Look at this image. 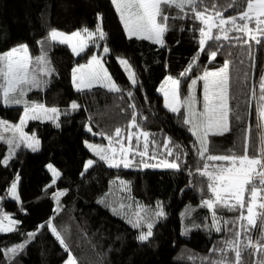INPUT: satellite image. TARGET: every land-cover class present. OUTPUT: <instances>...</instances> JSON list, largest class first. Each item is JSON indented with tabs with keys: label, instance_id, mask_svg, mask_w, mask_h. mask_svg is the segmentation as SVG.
Masks as SVG:
<instances>
[{
	"label": "trees",
	"instance_id": "16d2710c",
	"mask_svg": "<svg viewBox=\"0 0 264 264\" xmlns=\"http://www.w3.org/2000/svg\"><path fill=\"white\" fill-rule=\"evenodd\" d=\"M213 4L225 18L238 16L246 9L245 0H205L204 6L211 10ZM177 13L175 8L169 10L162 46L149 39L129 38L112 0H0V54L24 43L35 58L41 55L39 42L45 41L51 30L95 29L98 17L103 18L106 33L103 40L93 37L80 55H75L65 44L48 41L44 45L54 71L43 78L39 89L28 91L25 99L58 107L61 115L57 120H30L25 131L35 134L40 148L33 151L26 141L18 140L20 146L7 165L2 161L9 155V145L0 141V211L19 222L16 230L0 233V264H63L69 254L77 264H208L209 260L220 258L221 254L212 251L213 248L224 247L222 241L232 238L228 229L239 230L231 224L224 227L223 221L234 220L239 211L217 207L222 231L212 227V210L202 206V201L213 194L207 189V179L197 172L205 160L197 153L196 136L189 124L184 123L187 109L181 107L180 112L173 113L165 107L164 90L160 86L167 76L180 79L183 100L190 95L192 80L202 86L204 81L200 77L205 71L229 62L228 128L210 135L205 156L240 155L245 147L249 156H258L264 133L257 119L259 82L264 75V37L260 44L251 40L244 44L234 39L241 33L229 32V39L224 40L218 29L213 28V35L220 34L221 40L207 41L201 51L198 29L203 25L192 19L193 14L187 8L180 14L181 18L173 19ZM104 47L109 49L108 53H104ZM212 51L217 52L214 59L210 56ZM96 53L102 55L121 91L104 86L79 91L75 88L73 69ZM121 58L128 60L134 70L135 83L120 63ZM194 59L192 70L181 76ZM72 102L79 107L71 109ZM23 111V105L0 104V120L18 124ZM134 114L138 127L130 128ZM116 128L122 130L120 138L115 137ZM140 132L149 133V139L147 155L135 156L138 165H142L141 160L143 163H147L144 159L152 160L153 155L156 162H171L174 156H168L164 148L170 140L174 153L177 152L174 146H180V167H111L86 146L87 140L94 141L109 153L110 143L133 133L131 143L135 147ZM0 133L6 138L13 135L2 128ZM107 137L113 140L110 142ZM124 143L128 144L127 140ZM143 145L144 138L140 136V151ZM90 158L96 162L84 170ZM48 163L61 173L54 185ZM17 177L19 200L11 198L9 193ZM116 178L126 181L127 192L120 189L118 181L120 185L116 184V190L106 200ZM60 191L65 195L57 205L54 193ZM158 204L163 206L162 217L152 215ZM189 209L190 214L185 216ZM137 212L151 217L153 222V235L148 241L138 239L141 232L147 231L146 224L136 228L129 222L136 219ZM49 221L61 233L68 251L49 228L41 227ZM254 232L253 229L250 234L253 236ZM29 233L35 236L30 237ZM241 242V264L264 261V253L244 248L245 238ZM18 244L25 247L10 259L6 250ZM227 257L233 261L235 253L228 251Z\"/></svg>",
	"mask_w": 264,
	"mask_h": 264
},
{
	"label": "snow or ice",
	"instance_id": "6c2138e0",
	"mask_svg": "<svg viewBox=\"0 0 264 264\" xmlns=\"http://www.w3.org/2000/svg\"><path fill=\"white\" fill-rule=\"evenodd\" d=\"M246 9L242 10L238 16H231L225 18L222 11L217 9L216 5L209 7L204 6L205 0H112V4L115 5L116 11L119 14V18L123 24V27L128 34L129 38L135 36L140 39L153 40L154 43L163 46V35L168 30L167 21L169 20V10L175 8L178 10L177 16L172 17L181 18V13L185 12V8L190 10L193 14L192 19L200 21L203 25L198 29L200 39V50L203 51L205 44L209 40H221V35H213V28L218 29L219 33L223 35L224 40L229 39V32L235 31L242 35L234 37L236 40H242L244 44H248L249 40L255 41L260 44L261 38L264 37V0H245ZM100 23L97 24L95 30H89L87 27L72 31L71 33H65L53 29L50 31L45 41H40L41 55L33 58L29 54V48L26 44H22L18 47H13L11 50L0 54V104L4 106L23 105L24 111L18 124L11 125L6 121L0 120V128L5 132L11 131L12 137L6 138L3 133H0V141H4L9 145V155L2 163L7 165L8 161L14 155L15 149L20 146L17 142L30 140L28 147H31L33 151L37 150L39 140L35 136L28 137L23 128L29 120H39L42 115L47 116L49 113L53 114L52 119H58L59 109L52 107H46L42 103L29 102L25 99L27 92L32 89H39L44 83V77L51 75L54 71L50 67V61L47 59V50L44 47L45 43L57 42L60 44H66L71 47L72 52L75 55H80L88 47L93 37H98L103 40L106 37V33L103 31V18L98 17ZM243 21V23H239ZM254 22V27H250V24ZM245 37H247L245 39ZM104 53H108L107 47L103 48ZM216 51L210 52L211 58H215ZM120 63L125 67V70L129 72V79L135 83L134 73L131 72L128 62L124 59L120 60ZM193 64L189 65L188 69L182 72L180 75L185 76L192 70ZM95 67H102L101 58L92 55L91 59L86 65H80L73 69V83L77 90L84 88L90 89L95 81L102 79L108 80L107 87L111 91L119 92L121 89L111 81L106 70L104 76L100 75V72L95 71ZM229 62H225L223 67L217 71H205L200 77L204 81V105L203 110L198 111L195 108L196 98L192 95L180 98V79H174L173 77H167V81L171 85L169 91H164L165 107L171 112H180L181 107H184L188 111V115L184 120V123L191 125V131L196 136L199 147H197V153L205 163L201 167L197 168V172L205 177L208 181L207 189L213 194L212 198L202 201V206L212 210V227L215 231L220 232L222 228L220 226V220L217 217L216 208L224 207L230 211H239V216L234 220L223 221L224 227L229 224L233 225V228H238L233 232V229H228L232 232V238L222 241L224 247L213 248L212 251L219 252L221 254L219 259L209 260L208 264H241V240L242 235L245 236L244 248H253L259 252L264 253V133L261 135V152L260 154L249 156L247 147H245L244 153L237 154H225V155H212L208 153L207 137L210 133L215 134L216 131L223 132L227 130V121L229 114ZM192 84H196V80H192ZM260 97L257 104V119L258 127L264 128V75H261L259 82ZM132 96V93H128ZM171 95V98L169 96ZM253 97H255V90L252 91ZM71 109L75 110L79 106L72 102ZM135 108V105H131ZM67 114V113H65ZM57 126H59L57 124ZM130 128H137L136 116L132 117ZM90 132L91 128L88 129ZM122 130L120 128L115 129V137H121ZM19 133V137L16 136ZM133 133H129L127 137L116 139L115 143L119 145V148H112L111 143V155L105 153L108 149L102 148L97 145L87 144L96 155L99 156L101 161H105L111 167L119 168L123 166L128 168L133 165L135 155L144 157L148 153V139L149 133L140 132L136 136V146H132ZM140 136L144 138L143 151L139 150ZM111 142L113 137H107ZM124 140H127L128 145L125 146ZM87 143V142H86ZM155 144V141H152ZM171 141H166L164 144L165 151L168 156H174V159L169 162L167 160L161 161L163 167L178 169L180 164L178 161L181 159L179 154L180 146L175 145L176 153L173 152V147H170ZM132 154L133 158L130 159L129 155ZM155 159V155L152 157ZM226 162L223 164H215L209 162ZM94 163L93 160H89L86 164V168L90 167ZM143 163V160L140 161ZM160 165H150L144 163V167H156ZM48 168L52 171L53 180L52 184L56 183V179L60 177V173L50 164ZM124 184V181H120ZM51 187V185H49ZM9 192L11 196L19 200L17 194V184L13 182L10 186ZM65 195V192L60 191L54 193V198L59 205V198ZM247 195V199H246ZM103 202V201H101ZM123 207V205H121ZM157 210L152 214L156 217H162L165 215L163 206L157 205ZM144 208H140V212H143ZM190 214V209L186 210L185 216ZM135 220H130L133 227L140 228L142 223L146 224L147 231L141 232L138 239L141 242L148 241L153 235V222L149 216H141L139 212L136 214ZM257 221H259V235L253 239L250 234L251 230L257 227ZM19 222L14 220L9 215L0 211V233L12 232L16 230V225ZM41 227H47L51 230L52 234L65 247L68 251L65 240L62 238L61 233L57 230L56 226L49 221L47 225H41ZM30 237H34L35 233H29ZM25 244H18L15 247L6 250V255L11 257L18 254L23 250ZM232 251L235 253V260L230 261L227 257V252ZM207 259V258H205ZM66 264H77L76 259L69 254ZM257 264H264V261H258Z\"/></svg>",
	"mask_w": 264,
	"mask_h": 264
},
{
	"label": "rangeland",
	"instance_id": "374dc122",
	"mask_svg": "<svg viewBox=\"0 0 264 264\" xmlns=\"http://www.w3.org/2000/svg\"><path fill=\"white\" fill-rule=\"evenodd\" d=\"M98 23H100V21L98 20ZM253 25V26H252ZM250 27H254V22L252 23V24H250ZM57 30V29H56ZM89 30H95V29H89ZM59 31H62V30H59ZM63 32H65V31H63ZM65 33H71V32H65ZM24 44V43H23ZM89 44H90V42H89ZM20 45H22V44H19L18 46H20ZM66 45V44H65ZM18 46H16V47H18ZM68 46V45H67ZM68 47H70V46H68ZM70 49H71V47H70ZM11 50V49H10ZM29 54H30V51H29ZM31 55V54H30ZM96 56H98V57H100L101 58V65H102V67H95V71H98V72H100V75L103 77L104 76V71L106 70V72H107V74H108V76L111 78V81L112 82H114L115 84H116V82L114 81V79L112 78V76L110 75V73H109V71H108V69L106 68V66L104 65V62H103V58H102V55L101 54H98V53H96L95 54ZM121 59H124V58H121ZM120 59V60H121ZM124 60H126V59H124ZM127 62H128V60H126ZM88 63V61L87 62H82V63H78V64H76V66H75V68H77L78 66H80V65H86ZM128 65L130 66V64H129V62H128ZM74 68V69H75ZM218 69H220V68H217V69H211V70H208L209 72H212V71H217ZM130 70H131V72L132 73H134V70L132 69V67L130 66ZM127 73H128V76H129V72L127 71ZM134 76H135V73H134ZM167 77H169V76H167ZM167 77H165L164 78V80L162 81V83H161V86H160V89H163L164 91H169V93H170V90H171V85H170V83L167 81ZM109 83V81L108 80H105V79H102V80H100V81H95L94 83H93V86H104V87H106V88H108L107 87V84ZM74 84V83H73ZM117 85V84H116ZM75 86V85H74ZM92 86V87H93ZM118 86V85H117ZM76 88V87H75ZM77 89V88H76ZM109 89V88H108ZM166 89V90H165ZM229 93V92H228ZM190 95H192V96H194L195 98H196V104H195V108L198 110V111H202L203 110V105H204V84L202 85V86H198L197 84H195V85H191V91H190ZM169 98H171V95L169 96ZM47 107V106H46ZM49 108H51V107H49ZM55 108H58V107H55ZM59 109V108H58ZM188 112V111H187ZM23 115V114H22ZM61 115V112H60V109H59V116ZM53 116V114H51V113H49L47 116H43L42 115V117H41V119L42 120H57V119H52V118H49V117H52ZM59 118V117H58ZM30 121V120H29ZM28 121V122H29ZM27 122V123H28ZM27 123H26V125H27ZM25 125V126H26ZM25 126H24V128H23V131H24V133L28 136V137H32V136H35V134H32V133H29V132H26L25 131ZM189 128L191 129V125L189 124ZM227 128H228V125H227ZM192 132V131H191ZM193 133V132H192ZM216 133H219V131H216ZM212 133H210L209 134V136L207 137V143L209 144V139H210V135H211ZM35 138L36 139H38L36 136H35ZM39 140V139H38ZM26 141V146L28 145V143H31V141L30 140H25ZM87 143H86V146H87V144H92V145H97V146H100V147H102V148H104L102 145H100V144H97L96 142H94V141H90V140H87L86 141ZM128 144L127 143H125V146H127ZM136 146V145H135ZM28 147V146H27ZM88 147V146H87ZM111 147L112 148H119V145L118 144H116V143H114V144H112L111 145ZM142 146H140L139 148H141ZM29 148H31V147H29ZM40 148V142H39V145H38V147H37V149H39ZM89 148V147H88ZM32 149V148H31ZM90 149V148H89ZM92 150V149H91ZM140 150V149H139ZM93 151V150H92ZM94 152V151H93ZM106 155H111L112 153H111V148H110V150H109V153L108 152H106L105 153ZM133 155L132 154H130L129 155V158L130 159H132L133 157H132ZM135 156H137V155H135ZM89 160H93L94 161V163L91 165V166H93L94 164H95V159H93V158H90V159H88L86 162H85V164H84V170H87V169H89L90 167H87L86 168V164H87V162L89 161ZM146 162H147V164H153V165H160V166H156V167H163L162 166V164H161V162H156L157 160L156 159H152V160H146V159H144ZM145 163V162H144ZM144 163H142V165H138V161L135 159V157H134V162H133V165L132 166H130V167H139V166H141V167H144ZM52 165L59 173H60V171L58 170V168L56 167V166H54V164H52V163H48V165ZM48 165H47V167H48ZM49 169V168H48ZM49 171L51 172V174H52V171L49 169ZM61 174V173H60ZM52 176H53V174H52ZM120 181H124V182H126L124 179H122V178H116V179H114L112 182H111V185H110V189H109V192H108V194H107V197L105 196V199L106 200H109V198H111V196H110V194L114 191V190H116V184H118V185H120V183L119 182ZM14 182H16V184H17V194H18V196H19V192H18V184H19V178L17 177L15 180H14ZM10 189V188H9ZM120 189H123V190H125L126 189V186H125V184H121V186H120ZM126 192H127V189L125 190ZM10 193V192H9ZM10 197L11 198H13L12 196H11V194H10ZM14 199V198H13ZM3 213H5V214H7V215H9L10 217H12L10 214H8V213H6V212H4L3 211ZM13 218V217H12ZM14 220H16L15 218H13ZM17 221V220H16ZM17 226V225H16ZM255 230V232H254V234H253V236H254V238L253 239H255L256 238V236L257 235H259V231H260V228H259V221H257V227L254 229ZM251 232H252V230H251ZM250 232V233H251ZM245 238V236L244 235H242L241 237H240V240L242 241L243 239ZM67 261V260H66ZM66 261L63 263V264H66Z\"/></svg>",
	"mask_w": 264,
	"mask_h": 264
},
{
	"label": "crops",
	"instance_id": "0c3cea01",
	"mask_svg": "<svg viewBox=\"0 0 264 264\" xmlns=\"http://www.w3.org/2000/svg\"><path fill=\"white\" fill-rule=\"evenodd\" d=\"M163 95H164V93H163ZM164 99H165V96H164Z\"/></svg>",
	"mask_w": 264,
	"mask_h": 264
}]
</instances>
